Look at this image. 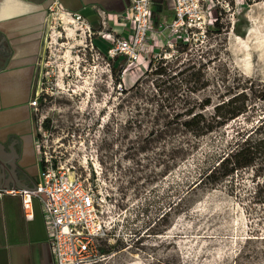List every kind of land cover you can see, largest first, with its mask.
Segmentation results:
<instances>
[{"label": "rangeland", "instance_id": "374dc122", "mask_svg": "<svg viewBox=\"0 0 264 264\" xmlns=\"http://www.w3.org/2000/svg\"><path fill=\"white\" fill-rule=\"evenodd\" d=\"M206 1L184 25H172V18L159 30L153 25L147 54L130 65L107 57L102 45L110 41L96 35L102 26L86 22L88 29L55 7L47 11L33 128L55 166L82 179L97 172L104 182L110 211L99 264H264V207L252 200L251 173L198 186L240 135L264 118L258 98L264 93V0ZM151 59L148 73L159 62L170 77L182 73L159 78L176 88L169 102L150 76L122 93ZM195 72L196 86L183 81ZM244 89L252 108L246 119L200 138L174 122L171 109L205 100L209 121L215 105Z\"/></svg>", "mask_w": 264, "mask_h": 264}, {"label": "crops", "instance_id": "0c3cea01", "mask_svg": "<svg viewBox=\"0 0 264 264\" xmlns=\"http://www.w3.org/2000/svg\"><path fill=\"white\" fill-rule=\"evenodd\" d=\"M53 3L93 27L103 24L105 30L124 40L133 28L127 15L130 0H0V35L11 52L0 69V145H6L10 136L19 141L13 164L34 186L39 167L29 103L37 87L43 26ZM173 5L172 0H151L152 26L159 30L170 21ZM21 191L28 190L0 189V264H54L40 204L32 201L33 218L26 220L21 198L10 194Z\"/></svg>", "mask_w": 264, "mask_h": 264}, {"label": "built area", "instance_id": "2783aa9c", "mask_svg": "<svg viewBox=\"0 0 264 264\" xmlns=\"http://www.w3.org/2000/svg\"><path fill=\"white\" fill-rule=\"evenodd\" d=\"M172 1L174 8L171 24L174 26L184 25L193 11L199 12L198 4L201 3L200 11L207 6L206 0ZM51 7L61 10L56 3L48 10ZM66 15L90 28L79 15ZM127 15L133 23L127 39L108 32L103 24V29L97 31L96 35L110 41L107 48V57L110 60L121 59L130 65L137 63L147 54L146 45L152 31L151 0H130ZM123 68L121 66L118 72L121 79ZM37 88L38 83L29 103L32 117H36L40 108L41 95H38ZM41 129L40 124L38 132ZM38 134L33 130L39 167L35 185L37 190L10 194L21 198L26 220L33 218L32 201L35 199L39 202L54 264H99L105 259L100 250V243L108 237L104 215L110 211L104 182L97 172L82 179L69 169L64 171L55 166L50 157L42 154Z\"/></svg>", "mask_w": 264, "mask_h": 264}, {"label": "trees", "instance_id": "16d2710c", "mask_svg": "<svg viewBox=\"0 0 264 264\" xmlns=\"http://www.w3.org/2000/svg\"><path fill=\"white\" fill-rule=\"evenodd\" d=\"M217 26V22L214 23ZM154 62L151 59L145 74L138 80V82L130 89H122V93H128L138 88L143 77L150 76L156 78L155 83L158 82L159 94L166 95V100H172L176 94V88H166V82L159 78L169 77L171 80L174 77L182 73L176 74L174 77H170V72L163 62L157 63L152 73H148L154 66ZM199 74L193 73L184 78V82H191L194 80L193 85L196 86L199 82ZM181 81V83H183ZM163 87V88H162ZM197 89L193 87L186 91V99L188 100L190 94L194 95ZM260 101H264V93L259 95ZM190 100V99H189ZM210 106V100H205L200 103L198 107L196 105L191 106L190 103H186L180 108L171 109L172 116L175 119V124L182 128L185 132L192 134L195 138H200L213 133L216 130L225 128L231 122H235L241 117L245 119L251 113V106L248 102V93L244 89L240 92L234 93L232 96L225 100H222L219 104L213 108V115L208 121L205 117L204 111ZM200 111H196V109ZM43 126L48 130V121L43 123ZM246 173H251L252 179L256 182L254 192L252 194V200L258 206L264 207V182L261 181L264 176V118L258 121L256 127L252 128L246 135H240L233 148L230 149L225 155H223L208 172L200 180L198 186L202 184L219 185L225 181H233L237 176Z\"/></svg>", "mask_w": 264, "mask_h": 264}, {"label": "water", "instance_id": "95a60500", "mask_svg": "<svg viewBox=\"0 0 264 264\" xmlns=\"http://www.w3.org/2000/svg\"><path fill=\"white\" fill-rule=\"evenodd\" d=\"M10 53L3 36L0 35V69L5 66ZM9 138L6 145H0V189L37 190L13 164L18 158L20 144L15 137L10 136Z\"/></svg>", "mask_w": 264, "mask_h": 264}, {"label": "flooded vegetation", "instance_id": "af4514ba", "mask_svg": "<svg viewBox=\"0 0 264 264\" xmlns=\"http://www.w3.org/2000/svg\"><path fill=\"white\" fill-rule=\"evenodd\" d=\"M49 8H50V6H49ZM49 8H48V9H49Z\"/></svg>", "mask_w": 264, "mask_h": 264}, {"label": "bare ground", "instance_id": "6f19581e", "mask_svg": "<svg viewBox=\"0 0 264 264\" xmlns=\"http://www.w3.org/2000/svg\"><path fill=\"white\" fill-rule=\"evenodd\" d=\"M69 18V17H68Z\"/></svg>", "mask_w": 264, "mask_h": 264}]
</instances>
